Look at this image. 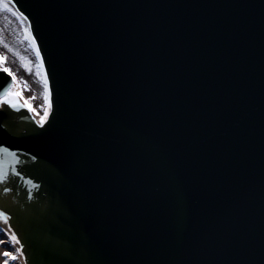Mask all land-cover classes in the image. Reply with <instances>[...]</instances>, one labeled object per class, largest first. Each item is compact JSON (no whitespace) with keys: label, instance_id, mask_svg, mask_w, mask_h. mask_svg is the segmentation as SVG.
Listing matches in <instances>:
<instances>
[{"label":"water","instance_id":"water-1","mask_svg":"<svg viewBox=\"0 0 264 264\" xmlns=\"http://www.w3.org/2000/svg\"><path fill=\"white\" fill-rule=\"evenodd\" d=\"M190 1L200 7L196 17L175 25L137 17L128 0H95L100 17L92 16L94 27L114 43L120 40L112 29L141 33L148 38L142 57L152 55L155 66L120 89L103 85L76 93L72 100L80 106L71 112L77 118L60 126L54 116L40 130L24 108L0 111V142L40 157H26L23 166L40 188L13 178L7 186L15 191L5 194L0 183V204L16 213L12 223L25 242L28 264H255L227 207L219 210V231H208L214 225L206 229L194 206L199 173L193 168L196 179L185 174L177 153L193 139L184 123L189 92L208 88L203 78L196 88L186 75L196 62L194 47L202 76L214 75L236 96L260 98L264 92V35L248 28L264 30V0ZM77 2L19 0L28 13L39 5L43 11L33 24L48 64L57 46L52 16ZM206 30L220 42L206 46ZM93 98L100 102L91 103ZM188 221L195 230L186 234ZM188 239L198 247L183 253Z\"/></svg>","mask_w":264,"mask_h":264},{"label":"snow or ice","instance_id":"snow-or-ice-1","mask_svg":"<svg viewBox=\"0 0 264 264\" xmlns=\"http://www.w3.org/2000/svg\"><path fill=\"white\" fill-rule=\"evenodd\" d=\"M0 13L8 14L6 18L16 17L23 26V35L26 40L31 42V47L35 49L37 62L35 64L36 76L39 78L43 86V103L39 107H34L32 101L35 96L25 97L24 87L27 80L19 78L17 83V73L6 64L7 55L0 53V72L7 73L11 77V81L0 90V111L10 108L14 111L26 108L34 115L32 119L38 129H45L50 123L56 107V89L53 88L50 80L49 70L46 67L45 57L42 54L41 46L37 42V36L34 34L33 20L31 13L23 10L19 0H0ZM3 36L0 35V42ZM31 62L25 63L24 67L29 73L32 71ZM31 161H39L40 157L23 148L13 147L7 143L0 142V183H4L3 193H11L15 191L13 187L7 186L12 183L13 178H21L32 189L41 187V182L28 176L23 170V166L27 163L25 158ZM28 199H34V192H28ZM16 213L9 207L0 204V264H28L29 257L27 249L22 237L18 234V230L13 226V218Z\"/></svg>","mask_w":264,"mask_h":264},{"label":"rangeland","instance_id":"rangeland-1","mask_svg":"<svg viewBox=\"0 0 264 264\" xmlns=\"http://www.w3.org/2000/svg\"><path fill=\"white\" fill-rule=\"evenodd\" d=\"M8 14L0 13V35L3 36V41L0 42V53L7 55L6 64L11 67L19 78L27 80V85L24 87V96H35L32 101L34 107H39L43 103V86L36 76L35 64L37 57L29 40H26L23 35V26L12 17L6 18ZM31 62V73L25 69L24 64Z\"/></svg>","mask_w":264,"mask_h":264}]
</instances>
